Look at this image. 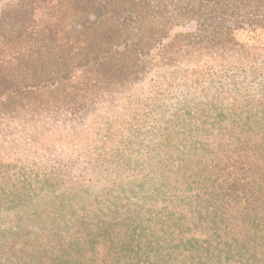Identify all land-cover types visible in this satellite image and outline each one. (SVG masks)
<instances>
[{
    "label": "trees",
    "instance_id": "obj_1",
    "mask_svg": "<svg viewBox=\"0 0 264 264\" xmlns=\"http://www.w3.org/2000/svg\"><path fill=\"white\" fill-rule=\"evenodd\" d=\"M103 1L0 0V106L33 92L42 101L20 112L48 111L37 122L90 105L91 122L66 130L103 146L120 97L105 92L124 86L129 101L127 133L83 170L8 176L17 167L0 161V204L33 203L6 208L0 264H264V59L235 41L264 31V0L176 3L175 15L152 11L161 0H109L101 22ZM129 7L130 24L113 16Z\"/></svg>",
    "mask_w": 264,
    "mask_h": 264
},
{
    "label": "rangeland",
    "instance_id": "obj_2",
    "mask_svg": "<svg viewBox=\"0 0 264 264\" xmlns=\"http://www.w3.org/2000/svg\"><path fill=\"white\" fill-rule=\"evenodd\" d=\"M107 1H103L104 4L102 5L104 8H99L97 11L98 19L101 22L107 21L108 17L112 18L110 12H108V9L106 7ZM217 1L219 0H211L210 2L212 4H215L217 3ZM161 2H165V7L161 11L160 9H158L157 5L151 2V7L154 8L152 9V11L154 10L155 13L157 11H159V13L168 11L169 13L171 12V14L175 15L178 13L177 11L173 10L175 9L176 3H179L178 8L180 10L183 9V5L184 7L189 8V4L191 2H200L204 4L206 0H161ZM209 9L210 8H206L201 10L200 12L202 15L207 16L215 13V18L217 21H241L240 18L243 17L249 18L251 20H256V18L260 17L257 15L259 12L256 13L254 11L236 14L233 12L222 15L221 11L205 12ZM182 11L183 10H181V12ZM134 15L135 14L131 10V7H129L128 9H124L121 13L113 14V16L117 18V20L120 19L119 21H123L124 23L127 22L128 24L131 23V17ZM65 16V21L71 19L66 14ZM195 25L196 24L194 23L185 25L183 27L178 26L177 33L179 32V34H186L192 32L189 30L190 28H194V30L192 29L193 32L200 31L201 29L197 26L195 27ZM134 27L135 25L131 24V29H133ZM257 34L258 35L254 33V39L240 34H237L235 37L236 44L243 46L244 48L248 47L250 51L254 50L253 53L255 55L252 58L256 62H258L261 58L264 59V31L260 33L258 32ZM193 41L201 46H204V44L202 45V43H208L209 38L206 36V38L201 37L196 40L193 39ZM131 84H128L127 88H130ZM123 90H120L119 88L114 86L113 90L105 92L107 97L109 94L111 95L113 93H118L120 97L115 99L117 105L113 109H111L110 112L104 113L102 119L100 120L99 127L102 126V130L103 124L105 122L114 125V127L110 129L111 132L109 131V136L107 137L108 139L103 146H101V143L98 141L99 137L91 138L85 136L84 134H74L66 130L69 129L71 125L80 127L84 123L85 118L87 119V117L88 121L91 122V116H89V110H91L90 105H87L84 108L72 107L70 109L64 110V112L53 110L56 112L48 115V118L46 120L39 119L37 122H34V119L37 118V116H39L42 112L48 111H41L37 107L36 110H38V112H36L34 115H30L28 111H20H22L24 108H29V106H33L29 104V99L31 97L35 98L33 99L35 103L34 106L40 104L42 99L36 98L35 93L33 94L32 92V95L30 94L28 96L22 95L20 96L21 98H18L14 101L11 99L7 100L8 102H5L0 106V161L5 164L15 165L17 169L7 172L6 175L10 176L14 175L15 173H20V176H22L24 173L26 175H29L27 169H30V166L28 165L30 163H36L39 167V173H45L49 177H54L58 170H61L63 172L67 171V167L70 166V162L73 160H77V167H81L80 169L83 170L89 157L94 156L97 158L101 156L100 159H104L107 153L106 149L119 144V142L121 141V137H123L125 133H127L124 130V124H122V120L123 118L125 120H127L126 118H128L126 110L123 109V106L129 103V101L126 100V94ZM47 95L48 94H45L44 97H47ZM32 123L35 126H32ZM115 130H117V132ZM100 147H103V150H101ZM114 151L115 149H113L112 152ZM35 184L36 183H33V185ZM32 188L33 187H30V189ZM13 189L14 191H16L14 193H17V191H19V193L22 194L23 191L20 190L19 178L16 180L15 187ZM35 190H37V187L35 188ZM37 193L40 192H38L37 190L36 194ZM20 199L21 198L17 195H11L1 200L0 223L3 219L7 221L9 214L6 208L8 207L9 209L10 207L16 206L18 200L20 204L19 206H22L24 209L28 210L32 209V202L26 201L23 203L20 201ZM105 250L106 248L104 249V251Z\"/></svg>",
    "mask_w": 264,
    "mask_h": 264
}]
</instances>
